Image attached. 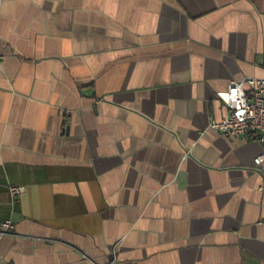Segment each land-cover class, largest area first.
Segmentation results:
<instances>
[{"label":"crops","instance_id":"crops-1","mask_svg":"<svg viewBox=\"0 0 264 264\" xmlns=\"http://www.w3.org/2000/svg\"><path fill=\"white\" fill-rule=\"evenodd\" d=\"M263 52L264 0H0V263L264 264L262 143L209 126Z\"/></svg>","mask_w":264,"mask_h":264},{"label":"built area","instance_id":"built-area-1","mask_svg":"<svg viewBox=\"0 0 264 264\" xmlns=\"http://www.w3.org/2000/svg\"><path fill=\"white\" fill-rule=\"evenodd\" d=\"M224 100L229 112L222 119H211L210 128L226 136L256 134L257 139L262 143V151L254 158V163L259 170L264 172V77H248L231 81ZM23 190V186L11 187L13 194H20ZM12 229V221L5 220L1 225L0 236L9 233Z\"/></svg>","mask_w":264,"mask_h":264}]
</instances>
